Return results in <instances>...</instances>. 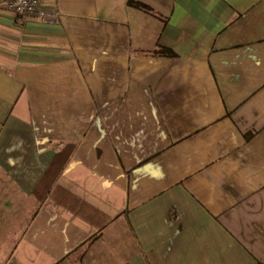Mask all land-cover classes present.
<instances>
[{
	"label": "crops",
	"instance_id": "0c3cea01",
	"mask_svg": "<svg viewBox=\"0 0 264 264\" xmlns=\"http://www.w3.org/2000/svg\"><path fill=\"white\" fill-rule=\"evenodd\" d=\"M42 2L0 0V264H264V0Z\"/></svg>",
	"mask_w": 264,
	"mask_h": 264
},
{
	"label": "built area",
	"instance_id": "2783aa9c",
	"mask_svg": "<svg viewBox=\"0 0 264 264\" xmlns=\"http://www.w3.org/2000/svg\"><path fill=\"white\" fill-rule=\"evenodd\" d=\"M10 12L28 16L36 20L53 22L57 19V11L43 4L42 0H3Z\"/></svg>",
	"mask_w": 264,
	"mask_h": 264
},
{
	"label": "rangeland",
	"instance_id": "374dc122",
	"mask_svg": "<svg viewBox=\"0 0 264 264\" xmlns=\"http://www.w3.org/2000/svg\"><path fill=\"white\" fill-rule=\"evenodd\" d=\"M10 248H11V246L8 245V244L2 245V247H1V249H2L1 254L3 255V253L6 252V251H8ZM0 262H1V260H0Z\"/></svg>",
	"mask_w": 264,
	"mask_h": 264
},
{
	"label": "trees",
	"instance_id": "16d2710c",
	"mask_svg": "<svg viewBox=\"0 0 264 264\" xmlns=\"http://www.w3.org/2000/svg\"><path fill=\"white\" fill-rule=\"evenodd\" d=\"M134 5H136L137 7H141V8L147 9V6H145L143 4H139V3L135 2Z\"/></svg>",
	"mask_w": 264,
	"mask_h": 264
}]
</instances>
